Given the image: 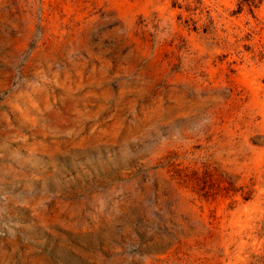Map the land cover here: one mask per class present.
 I'll list each match as a JSON object with an SVG mask.
<instances>
[{
	"label": "rangeland",
	"instance_id": "374dc122",
	"mask_svg": "<svg viewBox=\"0 0 264 264\" xmlns=\"http://www.w3.org/2000/svg\"><path fill=\"white\" fill-rule=\"evenodd\" d=\"M263 255L264 2L0 0V264Z\"/></svg>",
	"mask_w": 264,
	"mask_h": 264
},
{
	"label": "trees",
	"instance_id": "16d2710c",
	"mask_svg": "<svg viewBox=\"0 0 264 264\" xmlns=\"http://www.w3.org/2000/svg\"><path fill=\"white\" fill-rule=\"evenodd\" d=\"M236 2H237L239 9L241 10L245 6L248 7V9H251L252 7H256L257 4L263 3L264 0H236ZM188 8L191 9V11H194L197 9L195 7L194 8L188 7ZM260 261L264 262V255L260 257Z\"/></svg>",
	"mask_w": 264,
	"mask_h": 264
}]
</instances>
